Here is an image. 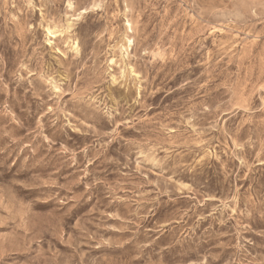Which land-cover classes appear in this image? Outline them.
<instances>
[{"label":"rangeland","instance_id":"374dc122","mask_svg":"<svg viewBox=\"0 0 264 264\" xmlns=\"http://www.w3.org/2000/svg\"><path fill=\"white\" fill-rule=\"evenodd\" d=\"M0 264H264V0H0Z\"/></svg>","mask_w":264,"mask_h":264},{"label":"bare ground","instance_id":"6f19581e","mask_svg":"<svg viewBox=\"0 0 264 264\" xmlns=\"http://www.w3.org/2000/svg\"><path fill=\"white\" fill-rule=\"evenodd\" d=\"M235 187V186H234Z\"/></svg>","mask_w":264,"mask_h":264}]
</instances>
